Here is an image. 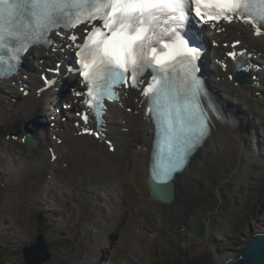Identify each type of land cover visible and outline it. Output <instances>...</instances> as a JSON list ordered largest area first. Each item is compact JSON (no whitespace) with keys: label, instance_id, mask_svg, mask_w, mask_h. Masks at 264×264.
I'll return each mask as SVG.
<instances>
[{"label":"bare ground","instance_id":"1","mask_svg":"<svg viewBox=\"0 0 264 264\" xmlns=\"http://www.w3.org/2000/svg\"><path fill=\"white\" fill-rule=\"evenodd\" d=\"M196 25L194 21L190 26L194 32H197ZM197 29L206 44L215 43L208 57L205 53L206 61L212 57L211 66L207 65L206 70L212 71L208 73L207 81L217 87L215 100L223 106L230 99L243 113L234 106L235 113L232 112L238 120L235 126L216 122L202 149L194 155L189 171L186 173L187 168L177 175L173 191L175 195L180 193L179 200L187 201L193 199L192 186L196 188L191 179L202 177L207 162L211 160L224 165L228 177L232 175V178L238 179L236 187L239 190L242 186L255 184L250 182L251 174L255 179H264V34L256 36L251 27L234 23L221 25L220 34H214L213 27L210 31L208 28L210 33L207 34L203 28ZM233 36H237V41H240L239 47L251 55L247 63L250 77L242 85H235L233 59L225 57L229 50L221 44ZM51 37L57 46L61 42L68 43L66 39L62 41L61 37L55 38L53 34ZM31 50L27 54V68L21 67L19 74L10 79L0 78V134L3 130L18 134L15 140L5 139V136L0 139V182L5 184L0 189V225L7 227L6 233L8 230L16 232L18 236H14L15 239L25 244L24 237H28L35 229L31 217L36 210L57 215L62 221L64 217L74 221L70 201L76 205L83 199V202L102 208L104 213L109 214L105 218L97 213L91 220L93 234L88 235V232L83 231L87 235L82 234L83 251L79 254L85 253L88 264H101L99 260L108 253L113 259L110 264H140L132 259L136 254L132 248L139 242L147 251L150 247L148 244L160 230L155 220L164 221L180 212L173 204L178 197L170 204H164L150 196L149 155L154 131L152 124L138 112L139 107L144 108L146 105L145 97L141 98L135 90L131 93L122 89L119 103L108 105L104 116L105 132L100 140H96L95 135L84 131L85 128H94L92 118L89 116L85 124L77 117L82 108L80 98H76L73 93L74 87H77L74 72L63 74L60 70L57 76L54 72L56 68L52 67L48 59L52 55L51 51L42 48ZM55 56L58 60L62 59L59 52ZM220 61L227 62L226 69H221ZM46 74L49 79L58 77L56 85L47 89L39 80ZM59 81H66L69 88L63 96L56 94L55 87ZM19 86H25L27 92L13 94L15 87ZM61 104L65 105V110L54 112ZM39 115L43 117L37 119ZM51 115L55 116L50 118ZM249 115L253 116L255 122L247 117ZM50 119L62 121V124L55 127L50 123L49 129L47 120L49 122ZM44 123L47 129L43 128L39 133L38 127ZM19 125L22 127L17 128ZM23 135L27 139L37 137V147L29 148L23 144L20 139ZM103 138L106 139L104 143ZM256 138L262 139V142L253 147L250 140ZM188 179L191 181L186 183ZM239 190L235 189L233 194L238 195L233 196L244 206L245 199ZM47 198L50 200L47 201ZM180 204L184 212L186 204ZM88 214L93 215L95 212L88 209ZM229 221L235 222V216L230 215L226 221H218V239L223 232L229 231V226L225 225L230 224ZM47 226L51 230H58L56 223L47 222ZM51 230H47L48 233L54 232ZM146 230L151 236H146ZM6 233L1 238L9 240L10 235ZM66 233L70 234L69 231ZM118 238L121 241L125 239V242H121V248L115 243ZM111 240H115L113 245L107 250L101 249V246L107 248L106 244ZM191 246L195 250L201 245L192 239ZM118 248L116 256L113 255V250ZM140 256L147 259V253H141ZM224 257H218L217 264ZM64 258H56L55 264H61Z\"/></svg>","mask_w":264,"mask_h":264},{"label":"snow or ice","instance_id":"2","mask_svg":"<svg viewBox=\"0 0 264 264\" xmlns=\"http://www.w3.org/2000/svg\"><path fill=\"white\" fill-rule=\"evenodd\" d=\"M237 20L251 25L254 35L264 34V0H0V65L7 63L2 74L9 75L29 47L52 43L53 31L62 41L67 33L70 43L61 48L76 50V71L86 89L74 94L86 97L82 103L97 117L105 98H119L116 86L140 89L144 114L158 124L162 137L153 177L167 185L209 135L206 111L236 124L213 103L207 109L201 103L207 95L197 76L202 49L188 25ZM228 55L237 58L235 51ZM146 73L150 82L141 88ZM77 115L87 124V113Z\"/></svg>","mask_w":264,"mask_h":264},{"label":"rangeland","instance_id":"3","mask_svg":"<svg viewBox=\"0 0 264 264\" xmlns=\"http://www.w3.org/2000/svg\"><path fill=\"white\" fill-rule=\"evenodd\" d=\"M252 45L256 47V45ZM52 65L57 68L55 63ZM60 70L63 69L61 68ZM19 87L23 90V86ZM19 87H15L16 90L13 91V94L21 93ZM66 92H68L66 82L59 81L56 87V94L60 93L63 96ZM226 101L228 102L226 105H233L243 113L236 104L230 103L232 100L227 99ZM60 109L61 107L55 108L54 112ZM64 110L61 109V111ZM41 116L39 115L37 119ZM52 116L55 115H51L50 118ZM247 117L255 122L253 116L249 115ZM55 122L51 121V119L49 122L47 120V127L51 129L50 123H54L55 127H59L62 124V121L59 122L57 120V124ZM21 127L22 125L17 126V128ZM43 128L47 129L45 123L38 127L39 133ZM12 132L3 130L0 134V139L4 136L5 139H12V136H17ZM256 139L250 140L253 147L258 146L262 142V139L261 141L258 138ZM231 176L228 177L226 175L224 165H220L218 161L211 160L207 162L204 175L198 179H191L196 186V188L192 186L194 188L193 199L191 198L188 201L185 199L179 200L180 193H177L174 198L178 197V199L173 204L177 206L180 212L174 217H167L164 221L156 219L155 223L159 225L160 230L148 244L150 247L145 251L143 249L144 246L137 242L132 248L136 253L132 259L139 261L140 264H216L218 257L234 254L240 250L249 235L255 231H264V179H255L251 174L250 182L255 184L242 186L239 190L236 187L238 179ZM234 177L236 176L234 175ZM191 180L188 179L185 182L189 183ZM4 185L0 182V189ZM224 187L226 192H224ZM235 189H238L242 197H244V206H241L239 200L233 196L238 195L233 194ZM49 200L47 198V201ZM70 202L72 204L70 211L74 221H70L66 217L62 221L57 215L36 210L31 217L35 229L28 237H24L26 240L25 244L15 239L14 236H18L16 232L8 230V233H6L7 227L1 224L0 264H26L23 258L24 247L36 244L37 241L45 243L49 252V259L43 264H55V259L58 257H65L61 264H88L85 253L79 254L80 251H83V245L81 244L82 234L87 235L83 231L88 232V235L93 234L91 233L94 230L91 220L95 218L97 213H100L105 218H107L109 213H104L102 208L92 207L86 201L83 202V199L76 205H74L73 201ZM180 202L186 204L184 212H182ZM57 205H60V203L57 202ZM36 206L38 208L37 203ZM74 206L78 208L75 209ZM88 209H91L95 214L89 215ZM230 215H234L236 221H229L230 224L225 223V225L229 226L230 232H223L219 238L221 240H219L216 232L218 221H226ZM47 222L50 224L56 223L58 230L49 229ZM47 230L54 231L57 235L54 232L48 233ZM68 231L70 234L66 233ZM5 233L10 235L9 240L1 238ZM145 234L146 236H151L148 230H146ZM192 239L201 245L198 249L193 250L191 246ZM114 241L108 242L106 244L107 248L101 246V249L107 250L108 247L114 244ZM121 242H125V239L122 238L121 241V238H118L115 241L119 248H121ZM119 248L116 251L113 250V255L116 256ZM141 253H147L146 260L142 256L139 258ZM109 256L110 253L106 254L105 258H101L99 262L101 264H110L113 259Z\"/></svg>","mask_w":264,"mask_h":264},{"label":"water","instance_id":"4","mask_svg":"<svg viewBox=\"0 0 264 264\" xmlns=\"http://www.w3.org/2000/svg\"><path fill=\"white\" fill-rule=\"evenodd\" d=\"M239 82H242L238 78ZM150 194L153 200L170 203L174 199L173 182L167 185L157 184L148 179ZM26 264H42L49 259L45 243L24 248ZM219 264H264V231L254 232L247 237L242 248L234 254L227 255Z\"/></svg>","mask_w":264,"mask_h":264},{"label":"clouds","instance_id":"5","mask_svg":"<svg viewBox=\"0 0 264 264\" xmlns=\"http://www.w3.org/2000/svg\"><path fill=\"white\" fill-rule=\"evenodd\" d=\"M61 61H63V60H61ZM60 62V61H59ZM79 104H80V107H81V102H80V100H79ZM62 112V111H61ZM35 138H33V140H34ZM28 145H31V143L29 142V144ZM33 148V147H32ZM201 150V149H200ZM200 150H198L197 152H199ZM196 152V153H197ZM195 153V154H196ZM149 161H150V156H149ZM149 176H150V168H149ZM150 180H152V181H154L155 183H157V184H160L156 179H154V177H153V175L151 176V178L150 177H148ZM168 183H170V182H168ZM149 185V184H148ZM173 195L175 196V193H174V191H173ZM150 196H151V194H150ZM152 198V197H151ZM175 199V198H174ZM174 199L171 201V202H173L174 201ZM170 202V203H171ZM170 203H164V204H170ZM255 232H258V231H255ZM247 240V239H246ZM5 243V242H4ZM33 246L35 245V244H32ZM32 245H28V246H25L24 248H26V247H30V246H32ZM46 245V244H45ZM243 246V245H242ZM47 248V247H46ZM242 248V247H241ZM240 248V249H241ZM239 251V250H238ZM48 252V251H47ZM49 253V252H48ZM236 253V252H235ZM234 253V254H235ZM230 255V254H229ZM225 256V255H224ZM224 256H221V257H224ZM23 258H24V251H23ZM24 261H25V258H24ZM46 262V261H45ZM44 262V263H45ZM217 262H218V258H217V261H216V264H217ZM25 263H26V261H25ZM43 264V263H42Z\"/></svg>","mask_w":264,"mask_h":264}]
</instances>
